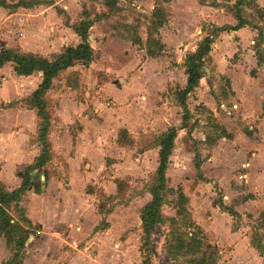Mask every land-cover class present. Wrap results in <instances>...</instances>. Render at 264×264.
I'll return each mask as SVG.
<instances>
[{
	"label": "crops",
	"instance_id": "1",
	"mask_svg": "<svg viewBox=\"0 0 264 264\" xmlns=\"http://www.w3.org/2000/svg\"><path fill=\"white\" fill-rule=\"evenodd\" d=\"M37 1L39 4L37 2L31 8L18 7L13 12L0 7V44L7 49L31 53L51 61L53 56L60 54L63 49L76 47L80 43L79 37L72 29V26L78 22L77 13L80 11V4L74 0H51L53 2L47 6L40 2L48 0ZM194 3L195 7H189L191 9H188L187 3L182 4L185 15L183 25L175 32L170 30V36H163V39L167 37L165 42L169 40L171 43L190 44L194 35L193 28L198 27L202 22L217 27L237 24L224 9L205 6L199 0ZM257 4L264 11V0H258ZM57 10L64 14L58 13ZM62 16L68 18V24ZM262 20L264 26V17ZM172 24L171 22L170 25ZM197 32L202 33L201 30ZM255 40H261L258 31L248 26L234 32L220 33L214 38L212 43L214 51L210 50L209 56L215 64L214 73H219L230 82L232 105L228 108L223 105L222 109L228 116L237 110L234 112L238 117L236 121L240 119L241 123L257 120L258 131L249 127L248 131L244 132L237 127L236 130L232 129L226 123L229 120L219 117L223 123L220 125L224 127L220 130V138L226 142L225 148L228 149V154L238 150L240 156H247L248 164L239 179L248 185L250 190L260 187L264 192V61L262 60L260 64L256 52L253 53L248 49V44L254 46ZM93 41L92 46H96V40ZM195 48L197 45L191 53ZM182 50L183 55L187 53V47ZM239 51L240 58L245 56L248 60L249 67L246 70L241 65V59L230 62V58ZM154 58L148 57L150 61L156 62ZM133 60L131 66L122 67L124 70L114 68L130 73L138 64L135 58ZM152 63L145 64V72L140 74L136 84L125 82L120 77L111 79L112 70L108 66L93 62L89 68L77 63L53 79L52 87L44 95L51 117L47 136L50 156L42 167L34 168L29 172L30 186L21 195L17 205L31 226L38 227L36 232L40 239L29 237L27 243L34 246L39 244L42 247L40 250L54 248L61 252L57 259L63 261L62 264H95L94 260L89 258L90 252L107 249L108 246L116 245V242L119 247L121 246L119 250L122 249L123 243L118 241L120 238L115 239L110 236L124 233L129 229L127 219L130 214L126 213L128 214L126 220L115 222L118 213L125 210L124 206H116L112 213L105 217L108 227L95 231L103 215L98 210L94 193L88 191V188H98L106 197L115 195L117 189L115 180L123 179L129 174L126 165L129 164L128 159L132 149L120 147L117 143L120 130H125L131 138L138 139L147 136L146 134L158 136L170 128H175L177 137L170 155V167L175 165L178 159L181 161L191 159V153L185 148L182 140L180 143L177 142L188 132L186 123L185 127L180 129L182 116L177 114L183 113L182 109L178 103L161 100L155 95V92L163 91L164 88L177 83L175 71L163 70L157 66V63L155 66ZM100 71L107 73L108 78V81L102 85L96 82L97 73H101ZM88 72L90 76H87ZM74 75L78 78L76 84L68 82ZM209 76L202 78L194 92L188 95L186 106L191 115L189 119L196 107L201 105L202 109L218 117L212 99H203L206 94L204 85H207ZM144 79L149 84L141 83ZM41 82V72L18 76L11 62L5 63L0 68V183L8 192L21 187L26 175L25 171L34 167L41 153L42 144L37 140L39 121L36 111L25 101L38 89ZM186 84L187 76L182 74V79L178 82L179 90H183ZM137 94H143V97H138L141 99L139 102L136 101ZM197 118H194L196 119L193 121L194 126L189 127H192L191 131L189 129L192 132L190 135L194 141H197L196 146L200 147V150L204 145L214 153L217 143H203V139L194 136L197 130L195 127ZM197 122L200 124V121ZM235 146L238 148L232 149ZM158 153L159 148L156 147L137 154L136 168L143 173L147 164L144 158L147 160L148 157L151 165L157 168ZM199 154L202 159L200 158V163H195L198 168L194 165L196 175L199 176L197 188L201 189L206 185L223 186L222 174L216 166V158L203 157L202 150ZM241 166L245 167V165ZM112 168L116 170L113 171ZM112 171L116 174L112 175ZM31 173H36L34 177L37 180L32 181ZM41 176L44 178L43 191L40 188L42 182L38 180ZM257 178L259 179L256 183ZM239 179L234 178L233 181L237 182ZM229 182L231 185V180ZM38 186L40 193L35 192ZM144 200L146 201L144 204L149 203L151 195ZM139 201L141 198L134 199L127 208H136L132 205ZM235 203L237 206L234 207V211L243 216L245 208L253 209L255 203H263V201L252 199ZM208 210L210 217L200 215L196 224L207 233L214 235L218 239L216 243L221 247L234 245L239 251L237 252L239 260L243 264H251L252 260L249 259L255 254L254 249L249 243L248 248L244 247L243 242L234 243L237 238L234 234H229L228 226L224 223V218L231 216L220 211L217 206H210ZM247 213L252 212L248 210ZM140 221L138 224L142 225L141 215ZM22 226L27 227V225ZM140 233L142 229H137L129 236L133 234L140 236ZM94 259L98 264H123V259L120 257L112 259L113 263H108L109 260L100 255H96ZM260 259L264 263V257Z\"/></svg>",
	"mask_w": 264,
	"mask_h": 264
},
{
	"label": "rangeland",
	"instance_id": "2",
	"mask_svg": "<svg viewBox=\"0 0 264 264\" xmlns=\"http://www.w3.org/2000/svg\"><path fill=\"white\" fill-rule=\"evenodd\" d=\"M2 1L3 0H0V3ZM27 1L32 3L35 2L34 0ZM74 1L80 4V11L77 13V15H79L77 24L81 22V20L93 21V25L88 31L89 38L92 39L89 41L90 47H92L91 49L93 51V61L91 63L94 62L95 64L108 66L109 69L112 70L110 71L111 79L120 77L125 82H134L135 84L137 79H139L138 77L141 76L140 74L145 72L146 63L150 64V62H153L152 64L154 66L157 63V66L163 70L173 69L177 77H175L177 79V83L173 86L170 85L164 88L163 91L155 92V95H157V97L161 100L174 101L175 103H177L176 94L179 90L178 82L182 79V74H185L186 56L191 54L194 46H198V44L206 36L210 35V37H212L211 32L214 27H217L211 23L202 22L198 27L193 28L192 32L194 35L191 43L188 45H182L180 42L171 43L169 40L165 42L167 37H164L163 39V36H170V30H174L175 32L182 27L181 25H183L182 23L185 15L182 4L187 3L188 9H191L189 7H195L194 2H196V0H185V2L184 0H170L169 2H166L165 0H117L115 9L111 10H108V7L104 5V0ZM257 1L258 0H244L240 9L241 16L248 22V27H257L261 30V32H263V20L260 18L258 13L263 11L258 6ZM5 2H7V4L12 3L9 0ZM52 2L53 1L51 0L44 1L47 6ZM202 4L217 9H224L227 14H230L233 17L235 11L232 7H235L234 5L236 4V0H203ZM256 7L259 9L257 10ZM57 11L60 14L63 13L60 10ZM62 17L64 21H67L68 18H66V16ZM158 19L163 22V25L157 28L155 26V22L158 21ZM171 22L173 23L172 25H170ZM258 29L257 31H259ZM197 30H201L202 33L197 32ZM94 39L97 42L96 46H92ZM256 46L258 47L255 50ZM185 47H187V53L183 55L182 48ZM148 49L150 52L155 54L157 53L154 58V60H157L156 62L148 59L149 56L145 52V50L147 51ZM248 49H251L253 53L260 51L257 55L264 61V42L262 40H255L254 46L249 43ZM211 51H214L213 44L211 45ZM240 54L241 52L239 51L236 55L230 58V62L232 60H235L236 62L241 59V65L246 70V68L249 67L248 60L245 56L240 58ZM134 58L138 61V64L131 70L130 73H127V71L121 72L120 70H116L114 68L116 67L117 69H122L124 66H131L134 62ZM89 65L85 66L89 67ZM214 65L215 64L208 55L205 63L206 70H204L203 79H205L207 75L210 76L206 81L207 85H204L206 88V94L203 99H212L215 104L218 117H214V113L202 109V105L196 107L191 119L186 122L188 128H186L188 131L187 134L185 136L182 135L177 140L178 143L182 140L185 148L191 153V159L182 161L178 159L175 165H172L171 167L169 165L166 171V177L170 188H173L174 190L181 189L183 194L187 197L189 217L195 223L199 221L198 217L200 215H205L206 218L210 217V211L208 209L210 206H214V201L222 202L225 206L234 210V207L237 206V203H235L236 201L239 202L261 199L263 203H255L253 209L245 208L242 213L243 216L239 215L234 218L225 217L224 223L228 226L229 234H234L237 238L234 243L243 242L242 244H244L245 248L249 247V243L254 249L255 254H252L249 259V261L252 260L251 264H264L260 259L264 257V192L260 189V187H255L253 190H250L249 186L244 184L242 180L239 179V176L245 172L244 170L246 168V164H248L247 156H240L238 150L234 153L230 152L228 154V149L225 148L226 142L220 138V130L224 127L223 125H220L223 123L219 120V117L229 120L226 121V123H228L232 129L236 130L235 127H237L244 132L248 131L249 127H253L254 130L258 131V129H256L257 120H252L250 123L246 121L241 123L240 119L239 121H236L238 117L234 114V112H237V110H234L230 116L225 113V110L222 109L221 106L224 105V107L228 108L232 105L230 82L219 73H214ZM100 72L101 73H97L98 77L96 82L98 85H102V83L108 81L107 73H104L103 71ZM87 74V76H90L89 72ZM111 79H109V81ZM77 81L78 78L76 75L70 77L68 80V82L72 84H76ZM141 83L149 84V82L145 79L141 81ZM142 95L143 94H137L136 101H141L138 97H143ZM155 95L154 97H156ZM177 115L182 116V113L180 112ZM195 117H198L197 121H200V124L196 121L195 127L197 130L194 136L196 138H200V140L203 139V143H217V146L214 148V153H212L213 150L210 152L204 145L201 146V150L203 157H207V159L212 157L216 158V166L221 170V182L223 183V186L206 185V187L203 186L201 189L197 188L199 176L196 175L194 165L195 163H200V158L202 159V156L200 157L199 154L201 151L200 147L196 146L197 141H194L190 135L192 133L190 131L194 126L193 121L196 120L194 119ZM236 122L237 126H235ZM190 125H192L191 128H189ZM146 135L147 136L134 139L131 138L125 130L119 131L117 143L120 147L131 148L132 152L129 155V164L126 165V171L130 175L128 174L123 179L115 180L116 182H120L118 187L117 183H115L117 187L115 195L110 196V198H105L102 197L104 195L100 189L88 188L90 192L94 193L93 195L98 202H96L97 206L100 205L103 207L101 203H104V209L111 208L112 210L116 206H124L125 210L122 213H118L119 216L115 222L119 223L120 220H126V217L130 214V217L127 219V222L129 223L128 225L130 226L129 229H127L124 233L110 236V238H120L118 241L123 243L122 249L119 250L121 246L119 247L116 242V245L108 246L106 247L107 249L91 251L89 258L93 259L95 264H98V262L94 259L96 255L107 258L109 260L108 263H113L112 259L120 257L123 259V264H195L194 260H198L200 257V253L194 255L195 257H186L182 256L179 250L175 251V247L179 246L180 240H185L184 233L187 230L185 231L184 229H181V227H178L177 231L175 230L172 233H169V220L176 218V210L173 205V202L175 201L174 194L165 197V204L161 209L165 221L162 224L155 225L150 234V238L148 239L149 244H146L143 232L140 233V236H137L136 234L129 236L130 233H135L137 229H142L141 223L140 225L138 224L140 221V214L146 204H144V202H146L144 199L147 196H150L148 193V187L152 184L156 171V167L151 165V161L149 159L150 157L146 160L144 156L142 157V160L144 158L147 164L142 171L143 173H141V170L136 168L137 163L135 158H138L136 155L146 150L145 148L152 146L154 141L153 137H150L152 135ZM236 148L238 147L235 146L232 149ZM241 165H245V167H242ZM112 170L114 171L116 169L112 168ZM115 174L116 173L114 172L112 173V175ZM129 176H132V178ZM234 178L239 179L237 181L238 183L233 181ZM258 179L259 178L256 179V183ZM229 180H231V185ZM41 182L44 184L43 181ZM39 187L40 186L35 189L36 193H40ZM4 190L6 189L4 188ZM137 198H141V201L133 203L132 207L136 206V208H127L131 201ZM248 210H251L252 213L248 214ZM9 212L14 220L19 222L21 225H26L24 221H20L21 218L22 220L24 219L23 211L15 212L12 208ZM37 229V226H30L29 231L31 234L29 237H36L39 240L40 236L38 232H36ZM189 231L193 232L192 230ZM203 231L205 232L207 241L211 245H214L219 252V258L216 264H243L237 256V252L239 251L234 248V245H231V247L226 245L221 247L220 244L216 243L218 239H216L214 235L207 233L204 229ZM6 234L7 237L2 233L0 234V238H2L0 241V264H8L9 262H11V264H62L63 261H58L57 259L61 252L56 251L54 248H43V250H40L42 247L39 246V244L36 246H34V244L29 245L27 241L24 249L18 250L17 242L18 238H21L20 233L8 229ZM8 238L9 241H11L10 243H8ZM125 240L127 243L124 242ZM167 247L170 249L171 257L167 254ZM17 251L19 254L18 257H15V253H17Z\"/></svg>",
	"mask_w": 264,
	"mask_h": 264
},
{
	"label": "trees",
	"instance_id": "3",
	"mask_svg": "<svg viewBox=\"0 0 264 264\" xmlns=\"http://www.w3.org/2000/svg\"><path fill=\"white\" fill-rule=\"evenodd\" d=\"M3 0L0 3V7L8 9L10 12L15 11L18 7L31 8L34 4H39V1L34 0L32 3L27 0H9L12 3L7 4ZM141 1V0H135ZM169 2L170 0H165ZM203 3V0H199ZM117 0H104V5L108 7V10L115 9ZM244 0H236L235 7L232 9L235 11L233 18L236 20L237 24L235 26H223L214 27L212 30V37L210 35L206 36L198 44L195 51L186 56L185 62V74L187 76V84L183 90H178L176 94V100L178 106L182 109V125L180 127H185V123L189 119V112L186 106V100L189 94L193 93L198 87L199 81L204 77V70H206L205 63L206 59L211 50V44L213 39L223 32H234L245 26H249L248 22L241 16V6ZM253 2V1H252ZM46 4L44 2H40ZM253 4V3H252ZM256 6V5H255ZM257 8V7H256ZM259 8H257L258 10ZM263 11V10H262ZM261 19L264 17V11L258 12ZM159 18V17H158ZM67 22V21H66ZM68 24V23H66ZM92 20H81L78 24L75 23L72 26L74 33L79 37L80 43L76 47H67L61 51L60 54L54 55L52 60H46L42 57H38L31 53H23L18 50L7 49L0 44V68L7 62L14 64V71L18 76H29L33 72L42 73V82L38 89L30 96V98L25 101L28 102L29 106L36 111L38 118V131L37 140L42 144L41 153L36 159L34 167L27 168L26 175L23 179L21 187L13 192H7L4 190L3 185L0 183V234H4L7 237L6 232L8 229L11 231L19 232L21 238H18V250H23L24 245L29 239L31 232L29 228L31 224L25 218L21 222H25L27 227L22 226L19 222L14 220L10 215V209L13 208L15 212H22L17 205L20 201L21 195L27 191L30 186V176L29 172L34 168L42 167L43 163L48 160L50 145L47 141V136L50 127V112L48 111L47 105L44 101V95L52 87V80L58 77L62 72L68 68L74 66L77 63L84 65H89L93 61V51L89 44L88 31L92 27ZM163 22L158 19L155 22V26L161 27ZM252 28V27H251ZM258 29L257 27H253ZM259 30V29H258ZM259 38L263 41V34L261 30L258 31ZM258 46H256L257 49ZM147 55L150 57H155L156 54L150 52L149 49L146 51ZM260 52V51H259ZM256 52V55L259 54ZM258 57L261 64L262 58ZM153 137L154 141L152 146L145 148L146 150L151 148H159L158 153V166L155 171V176L153 178L152 184L148 187V193L151 195V201L147 203L141 210L142 217V232L145 235L146 244H149L150 234L157 224H162L165 219L162 215V207L165 204V197L168 195H175V201L173 202L174 208L176 210V218L170 219V232L177 231L178 227L184 229V239L180 240L179 246L175 247V251L179 250L182 256H192L200 253V257L194 260L195 264H216L219 258V252L214 245H211L206 238L203 229L198 226L190 217L188 212V199L183 194L181 189L174 190L170 188L168 179L166 177V171L170 165V155L174 148V141L177 137V129L170 128L165 133ZM198 168V165H195ZM117 187L120 182H116ZM89 191V190H88ZM105 198H110L102 196ZM104 207V203H101ZM214 206H217L220 211L227 213L231 217L239 216L237 212L232 210L230 207L225 206L222 202H213ZM102 206L98 205V210L102 217V221L95 228V231H101L108 227L105 223V217L112 213V209H104ZM181 223V225H180ZM192 230L193 232H190ZM144 240V241H145ZM8 238V243H10ZM258 248V247H256ZM167 249L168 256L170 255L169 247ZM259 249V248H258ZM169 251V252H168ZM19 252L15 253V257H18ZM178 255V254H175ZM174 256V255H173ZM172 256V257H173ZM171 259V258H170ZM8 264H11L9 262Z\"/></svg>",
	"mask_w": 264,
	"mask_h": 264
},
{
	"label": "water",
	"instance_id": "4",
	"mask_svg": "<svg viewBox=\"0 0 264 264\" xmlns=\"http://www.w3.org/2000/svg\"><path fill=\"white\" fill-rule=\"evenodd\" d=\"M89 40H91V38H89ZM36 175V173H31V179H32V181L33 180H37V178H35L34 176ZM35 178V179H34ZM38 180H40V181H43L44 180V178L41 176L40 177V179H38ZM41 190L43 191L44 190V186H43V184L41 183ZM141 222V221H140Z\"/></svg>",
	"mask_w": 264,
	"mask_h": 264
}]
</instances>
